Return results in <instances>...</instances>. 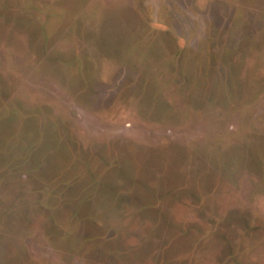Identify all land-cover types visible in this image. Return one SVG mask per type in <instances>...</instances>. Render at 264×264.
Instances as JSON below:
<instances>
[{
  "label": "rangeland",
  "instance_id": "1",
  "mask_svg": "<svg viewBox=\"0 0 264 264\" xmlns=\"http://www.w3.org/2000/svg\"><path fill=\"white\" fill-rule=\"evenodd\" d=\"M0 264H264V0H0Z\"/></svg>",
  "mask_w": 264,
  "mask_h": 264
}]
</instances>
